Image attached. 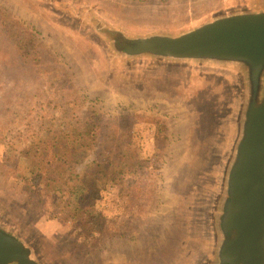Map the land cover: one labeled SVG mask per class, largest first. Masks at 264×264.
Instances as JSON below:
<instances>
[{"label": "rangeland", "instance_id": "rangeland-1", "mask_svg": "<svg viewBox=\"0 0 264 264\" xmlns=\"http://www.w3.org/2000/svg\"><path fill=\"white\" fill-rule=\"evenodd\" d=\"M68 1L90 5L124 27L151 30L176 27L214 11L264 0ZM0 6L9 17H26L44 46L58 52L43 55L41 73L34 60L25 61L18 52L6 49L10 37L0 24V109L24 105L5 101L26 88L32 91L30 100L46 106V98H51L54 90H74L73 83L79 90L86 89L84 79L88 78L95 85L88 90L106 94L103 97L113 99L112 104L120 100L119 104L159 114L170 132L175 131L178 147L174 151L171 144H164V180L160 178L151 186V199L143 204L123 195L114 181L101 191L97 207L111 221L106 233L77 236L72 221L34 195L25 180L4 168L1 158L0 216L34 238L52 264H190L203 246L200 211L203 196L214 183L218 155L226 140L229 86L213 73L127 67L104 48L94 29L99 28L97 24L93 27L68 16L53 0H0ZM63 76L68 79L63 82L66 89L59 84ZM158 119L143 116L134 120L133 145L146 154L155 145Z\"/></svg>", "mask_w": 264, "mask_h": 264}, {"label": "trees", "instance_id": "trees-1", "mask_svg": "<svg viewBox=\"0 0 264 264\" xmlns=\"http://www.w3.org/2000/svg\"><path fill=\"white\" fill-rule=\"evenodd\" d=\"M0 24L10 37L6 49L18 52L25 61L34 60L44 73L43 55L58 52L44 46L34 25L19 14L7 16L1 6ZM101 27L109 28L103 23ZM60 80V86L66 89L63 82L67 77ZM84 81L86 89L79 90L73 83L74 90H54L51 98L44 97L46 106L30 100V88L6 97L5 102L24 105L0 109V158L4 168L25 180L34 195L72 221L77 236L93 237L98 232L106 233L111 223L97 207L101 191L114 181L123 195L143 204V200L151 199V186L163 176L167 162L164 144H171L174 151L178 147L175 131L170 132L171 127L158 119L159 114L119 104L120 100L112 104L113 99L103 97L106 94L88 90L95 86L92 80ZM7 114L11 118H6ZM143 116L158 119L156 142L148 154L133 145L134 120Z\"/></svg>", "mask_w": 264, "mask_h": 264}, {"label": "water", "instance_id": "water-1", "mask_svg": "<svg viewBox=\"0 0 264 264\" xmlns=\"http://www.w3.org/2000/svg\"><path fill=\"white\" fill-rule=\"evenodd\" d=\"M73 5L84 12L93 8ZM92 15L93 24L121 33L124 53L115 58L127 67L222 77L234 73L248 82L244 129L227 180L219 255L222 264H264V1L167 29H130L97 16L94 8ZM26 246L0 235V264H36Z\"/></svg>", "mask_w": 264, "mask_h": 264}, {"label": "flooded vegetation", "instance_id": "flooded-vegetation-1", "mask_svg": "<svg viewBox=\"0 0 264 264\" xmlns=\"http://www.w3.org/2000/svg\"><path fill=\"white\" fill-rule=\"evenodd\" d=\"M58 9L65 12L68 16L82 17L86 23H92L93 8L89 7V12L80 10L81 6H74L68 0H53ZM98 25V24H97ZM100 40L107 52L112 53L115 58L124 50L119 47V42L123 40L119 31L103 28L98 25ZM103 28V29H102ZM116 55V56H115ZM130 59V57H129ZM222 80L229 86V109H228V131L226 140L218 155L216 165V176L214 183L208 188L203 196V206L200 211L199 221L202 249L193 254L190 264H222L220 261V249L223 244V232L221 228L222 213L226 207L227 180L229 171L232 168L234 154L237 150L241 131L244 129L245 108L248 105L249 93L246 91L248 82L234 73H225ZM0 235L15 242L24 241L27 251L33 252L36 264H51L45 253L42 252L40 245L28 233L21 230L17 225L9 222L0 216ZM30 253V255H31ZM14 264V263H9Z\"/></svg>", "mask_w": 264, "mask_h": 264}]
</instances>
